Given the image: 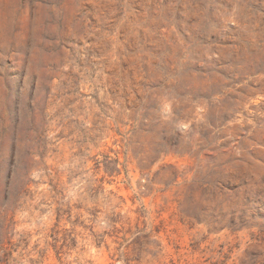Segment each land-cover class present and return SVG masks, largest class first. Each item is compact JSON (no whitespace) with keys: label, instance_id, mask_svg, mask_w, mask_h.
Listing matches in <instances>:
<instances>
[{"label":"rangeland","instance_id":"374dc122","mask_svg":"<svg viewBox=\"0 0 264 264\" xmlns=\"http://www.w3.org/2000/svg\"><path fill=\"white\" fill-rule=\"evenodd\" d=\"M0 264H264V0H0Z\"/></svg>","mask_w":264,"mask_h":264},{"label":"trees","instance_id":"16d2710c","mask_svg":"<svg viewBox=\"0 0 264 264\" xmlns=\"http://www.w3.org/2000/svg\"><path fill=\"white\" fill-rule=\"evenodd\" d=\"M13 163H15V164H13V165L11 166V170H12V168L15 170V168H16V166H17V164H18V163H16V161L13 162ZM8 180H10V178H8ZM27 184H28V182H25V185H27ZM8 188H9V187H8V185H7V188H6V189L8 190Z\"/></svg>","mask_w":264,"mask_h":264}]
</instances>
